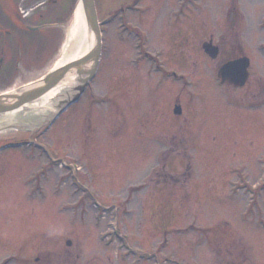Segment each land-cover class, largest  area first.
<instances>
[{
	"label": "rangeland",
	"instance_id": "rangeland-1",
	"mask_svg": "<svg viewBox=\"0 0 264 264\" xmlns=\"http://www.w3.org/2000/svg\"><path fill=\"white\" fill-rule=\"evenodd\" d=\"M77 2L60 27L27 34L24 57L5 61L0 95L53 70ZM95 3L101 54L80 96L76 82H62L55 111L38 116L23 105L0 129V142L41 139L51 153L77 157L74 186L67 178L38 201L26 197L25 178L53 162L34 145L1 154L0 264H264V0ZM122 8L165 64L186 74L189 112L175 114L172 102L165 111L167 93L138 69L144 58ZM245 55V84L222 83L221 67ZM168 80L170 89L181 82Z\"/></svg>",
	"mask_w": 264,
	"mask_h": 264
},
{
	"label": "flooded vegetation",
	"instance_id": "flooded-vegetation-1",
	"mask_svg": "<svg viewBox=\"0 0 264 264\" xmlns=\"http://www.w3.org/2000/svg\"><path fill=\"white\" fill-rule=\"evenodd\" d=\"M75 1V0H74ZM73 0H0V74L2 71L8 74L9 72L5 69L7 68L5 65V61L15 53L18 58L21 56L24 57L25 54V39H28L27 34L30 31H41V33H48L51 29H55L61 26L63 20L67 19L69 15V11L71 9ZM184 11L186 9L179 8L177 12ZM183 13V12H182ZM120 19H122V26L124 29H133L132 31L136 34L138 38L136 42V49L139 55V58H144V64L139 62L138 69L142 72H146L148 75L153 76L154 82V91L158 90L161 92L163 90L166 91L168 96V103H166L164 109L165 111L169 108V103L172 102V111L175 110V114H181L184 112V108L189 112V107L186 106L190 104V100L184 102L183 98L186 95L185 93H189L188 88V78L186 74H177L174 68H171L165 64L166 59L168 58L167 54L164 55L161 50H154V46L150 45V42H147V35L145 32L141 30L140 27L132 24L131 20L128 18L127 13H125V9L122 8L121 12L118 14ZM177 18H179L178 14H176ZM179 20V19H176ZM180 21V20H179ZM135 25V26H134ZM127 31V30H126ZM212 39V38H211ZM211 41V40H210ZM185 42L181 40V46L184 45ZM204 44V43H203ZM185 46V45H184ZM212 46V45H211ZM153 47V48H152ZM204 47V45H203ZM12 70V69H11ZM18 70V69H17ZM157 72H155V71ZM174 72V73H173ZM158 73V75L156 74ZM177 77L179 81L177 88L170 89L169 88V77ZM179 76V77H178ZM177 89V91H175ZM175 91V93H174ZM173 94V97L169 95ZM184 94V95H183ZM161 96L162 92H161ZM165 96V97H167ZM156 95L154 96L155 99ZM193 100V96L191 98ZM188 102V103H187ZM185 106V107H184ZM190 106V105H189ZM158 109V108H157ZM159 110V109H158ZM42 133H39V136ZM44 134V133H43ZM43 134L41 136H43ZM36 139V138H35ZM39 139V137L37 138ZM40 143L35 144L34 140L24 139L18 145H11L7 147H1L5 144H9V142H13L12 140L0 142V157L3 154V151L13 150L16 148H24L30 145H34L37 150H39L40 155L48 156V160L52 161L51 163L52 170L46 169L47 164H41L39 169L28 174L26 176V183L31 184L28 190L26 191V197H31L34 199H38V201H44L46 197L51 194L50 189L53 190V194H57V191L60 192L62 187H64L66 179L69 178L72 185L73 179V166L77 162V157H72L73 160H69L60 154H56V152L51 153L49 148H47L45 143L39 139ZM19 146V147H18ZM53 150V148H51ZM55 151V150H53ZM54 167H62L65 171L68 170V174L62 173L59 170V175H54L55 179H53L54 184L52 185L50 182V178L52 176V171ZM63 178V180H62ZM51 185V187L49 186ZM74 186V185H72ZM76 187H82V183H79ZM86 191V190H85ZM58 192V193H59ZM87 192V191H86ZM54 196V195H53ZM12 262L11 257H7L4 260V264H10Z\"/></svg>",
	"mask_w": 264,
	"mask_h": 264
},
{
	"label": "water",
	"instance_id": "water-1",
	"mask_svg": "<svg viewBox=\"0 0 264 264\" xmlns=\"http://www.w3.org/2000/svg\"><path fill=\"white\" fill-rule=\"evenodd\" d=\"M84 4L95 40V48L92 53L83 55L81 58L63 67L53 69L33 83H29L17 90L1 94L0 114L37 100V98H40L55 86L61 85L63 80L69 75L73 77L74 82H77L75 89L77 90V96H80L88 82L95 75L102 47L101 28L97 17L95 0H84ZM205 50L214 57L218 53L217 47L211 46V43L205 45ZM90 63L94 65L92 68L87 69L85 66H88ZM249 64V58L246 56L230 60L221 67L219 75L223 78L222 81L233 85H244L249 77Z\"/></svg>",
	"mask_w": 264,
	"mask_h": 264
},
{
	"label": "bare ground",
	"instance_id": "bare-ground-1",
	"mask_svg": "<svg viewBox=\"0 0 264 264\" xmlns=\"http://www.w3.org/2000/svg\"><path fill=\"white\" fill-rule=\"evenodd\" d=\"M94 48H95L94 35H93L92 27L88 21L84 0H78L74 12L73 20L67 28V40L65 43L64 52L62 54V57L55 64L53 69L60 68L69 63H72L73 61H76L83 55L91 54ZM93 65H94L93 63H90L88 66L85 67L88 69V68H92ZM73 80H74L73 77L69 75L65 81L63 80V83L67 85V83ZM63 86L64 84L55 86L53 89L45 93L43 96L37 98V100H33L32 103H28L30 104L28 109L34 110L38 116H41L43 112H45L43 115H47L50 114V111L51 112L55 111L54 108L55 106L52 105L54 103L53 97L59 92V90L63 88ZM21 107H16L14 109L7 111L8 115L0 116V129L6 126L13 125V123L17 121L19 117V112H21L20 111ZM21 117L24 118L25 114H22L20 118ZM29 120L30 123L36 122L33 121L31 118Z\"/></svg>",
	"mask_w": 264,
	"mask_h": 264
}]
</instances>
